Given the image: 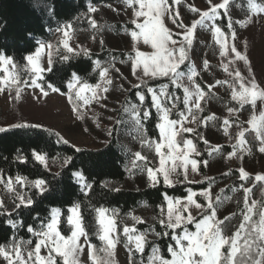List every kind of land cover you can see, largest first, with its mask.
<instances>
[{
	"label": "snow or ice",
	"instance_id": "1",
	"mask_svg": "<svg viewBox=\"0 0 264 264\" xmlns=\"http://www.w3.org/2000/svg\"><path fill=\"white\" fill-rule=\"evenodd\" d=\"M126 8L132 10L133 19L131 24L134 28L130 31L131 40L134 42V56H129L131 63V73L136 76L137 71L142 72V76H137L141 83H145L143 77L151 79L167 78L170 85L183 89V110L177 111V118L172 119V108L162 104L163 99L175 101L178 99L174 94L168 92L169 85H163L159 92L153 87H147V93L151 94V102L160 113L159 123L156 125L159 131V140H142V144L154 148L159 158L157 167H147L148 157L140 152L135 153L137 160L145 162V171L152 186L163 182L169 187L175 186L174 177H183L184 181H189V172L199 174L201 164L208 166V161H199L193 158V154L199 156L200 153L192 139H186L183 133H195L196 129L187 127L186 123H195L200 120L204 126H208L209 121H215L218 117L211 114L200 119L199 113L203 112L202 102L210 96L213 88L217 85L227 84L231 89V100L236 102L237 107H228L227 111L231 116H236V120L223 119V127L226 135L228 129L235 124L239 131L235 134L236 144L233 151L228 154V158L237 157L243 159V153H251L248 136L251 135L253 141L259 142L258 151L264 153V86L255 75L246 77L239 69L229 71V66H224V71L232 77L231 81L217 80L214 84H202L197 80L200 73L196 70L194 62H190L189 52L195 40L196 31L199 28L210 27L215 42L220 45L221 55L229 56L234 54L229 60V65L236 61H243L248 64L251 71V61L247 53L238 50L235 44L237 33L234 25L248 27L252 23V17L233 21L230 8L233 0H206L207 7L201 9L194 4H188V10L196 14L198 18L190 24H185L180 17L179 5L182 0H123ZM248 9L253 15L264 13V4L257 0H247ZM115 10V9H114ZM98 11L95 7H90L89 12ZM227 16L226 27L230 30L226 33L216 22ZM166 19L181 31L174 32L167 26ZM206 22H211L208 24ZM93 28L97 27L95 19L91 20ZM62 39L58 45L51 43H41L34 53L25 59L27 65L25 69L30 73V79H22L17 70L18 65L14 58L0 54V93L9 89L14 90L13 99L20 100L23 89L31 87L39 89L43 96L47 97L48 92L45 87L52 92H59L60 89L51 84L45 85L41 81L45 72L52 71V55L59 52V45L68 53L76 54L77 50L70 44L72 39V25H65L59 29ZM94 39V37H93ZM103 43V41H101ZM140 45L147 46L151 51L141 50ZM87 52V50H85ZM47 56V67L44 65V58ZM64 60H68V55H63ZM182 66L188 68L187 73L182 70ZM207 70L209 62L205 59L202 64ZM96 67L101 68L100 61H96ZM111 67L115 68L113 64ZM119 72V69H116ZM101 84H89L82 82L81 78L73 74L72 82L68 87L73 90L67 96L68 102L72 105V110L76 113L77 119H84V111L93 103L106 99V93L110 91L113 80L109 76V68L104 67L99 73ZM187 79L190 86L183 84ZM123 88V85L120 86ZM133 87L140 88V84ZM141 105L146 100L144 92L138 93ZM176 105L173 103L172 107ZM139 105H132L130 111L135 125L143 129L141 120L148 119L151 112L145 110L141 116ZM250 111V118L239 122L238 113L244 110ZM191 118V119H190ZM247 125L245 127L244 125ZM12 127L38 128L36 124H15ZM7 129L0 127V132ZM59 142L68 144L59 133H56ZM111 135V133H109ZM200 139L205 144L209 141L200 135ZM73 147H75L73 145ZM77 152L81 149L76 148ZM220 147L211 148L209 155L219 152ZM239 154V155H238ZM35 161L48 167L47 154L32 153ZM18 159H23L18 157ZM23 162H27L23 159ZM72 162V157L64 159V164ZM81 180L83 176L76 173ZM240 179L254 182L251 187L240 186L243 190V209L241 211L242 221L231 235H226V221L230 222L236 215L232 213L220 219L217 215V208L222 203L217 196L215 200L212 196L211 188H205L200 193L189 190V194L180 199L168 197L165 194L166 207H161L157 219L161 231H156L155 226H150L144 231L128 225H123L122 229L117 223L118 213L104 207L94 209L96 212V235L102 242L101 247L91 243L88 238L80 205L76 204L69 209L67 224L70 225V234L65 235L60 228L61 212L59 209L52 210L51 222L43 225L40 230L28 227L27 231L36 237L35 243L32 240L18 241L12 238L9 244H0V259L5 264H84L81 259L85 248L88 250L90 264H118L116 249L121 242V235L125 237L124 246L128 251V264H264V200L252 199L253 189L257 184L264 192V173H258L254 177L244 168L239 169ZM210 182H211V178ZM0 183L4 184L6 190L12 193L15 209L21 207L28 208L34 204V200L26 192L18 191L16 185L22 188L31 187L38 190L43 195L47 191V182L44 179L28 181L27 178L17 176L15 179L9 177L7 180L0 175ZM86 188L90 187L85 185ZM119 191V189H114ZM197 196L204 198L205 203L196 199ZM251 201V202H249ZM196 211V215L193 214ZM0 214L7 215L6 221L12 228L17 227V222L11 219L12 213L7 211L3 198H0ZM135 224H143L145 221L141 217H131ZM123 222L121 221V224ZM191 226V227H190ZM152 234L156 239H167L169 243L164 248L155 241L148 239ZM84 238L83 243L81 238ZM31 246V247H29ZM150 246V254L146 255V248Z\"/></svg>",
	"mask_w": 264,
	"mask_h": 264
},
{
	"label": "rangeland",
	"instance_id": "2",
	"mask_svg": "<svg viewBox=\"0 0 264 264\" xmlns=\"http://www.w3.org/2000/svg\"><path fill=\"white\" fill-rule=\"evenodd\" d=\"M38 1L41 2V0ZM169 3H171V0H169ZM188 4H194L201 9L207 7L206 0H182L181 5H179V12L185 24H190L194 19L198 18L196 14L188 10ZM95 8L98 11L95 13L91 12V20L95 19L97 27L93 28L91 25V28L88 30H75L72 28L73 32L70 44L77 50L76 53L86 52L85 50H87V53H100L103 50H108L123 55V57H111L106 62H100L101 70L104 67H108L109 76L113 80V84L109 86L110 91L105 94L107 98L93 103L86 110L82 109L85 113L84 119L79 120L76 113L72 110V105L68 102V95L51 91L45 97L39 89L25 87L21 99L15 100L13 99L15 95L14 90L9 89L4 93H0V127L10 130L16 128L12 127L15 124L41 125L38 128L59 133L60 136L69 141V145H74V148L93 151L104 149L114 142L125 156L126 172L128 174L126 183L120 189L141 190L155 187L159 183L152 186L145 171V162L137 160L135 153L140 152L142 155L148 157L147 167H157L159 158L154 148L142 144V140L158 141L159 139L154 140L149 138L144 126L143 129L138 128L135 125L131 112L125 111L126 108L130 109L134 104L139 105L141 108L139 99L138 103H133V101L128 99V95L136 89L133 87L134 85L140 84L141 86L143 84L137 79V76H142V72L137 71V75L134 76L131 73L130 67L132 61L129 59V56L135 55V44L129 34L134 28V25L131 24V20L133 19L132 10L126 8L123 2L100 5ZM230 12L233 21L247 19L249 16L252 17L253 22L248 27L242 28L239 24L234 25L237 33L235 40L236 47L238 50L247 53L251 61V71L248 64L243 61H236L234 64L229 65V60L233 58L234 54H230L229 56L221 55L220 45L215 42L210 27H198L194 43L189 52V62H186V64L190 67V62L195 63L196 70L200 73L199 78L205 84H214L217 80L231 81L232 77L223 70L224 66L228 65L229 71L239 69L246 77L254 74L256 79L264 86V13L253 15L248 9L247 0H233ZM225 19L227 21L228 17L225 16ZM166 23L174 32L181 31V29L175 28L167 19ZM206 23L211 24V22ZM140 47L143 51H151L147 46L140 45ZM205 59L209 62L207 70L202 66ZM46 61L47 56L44 58L45 67L48 66ZM113 64L115 68L111 67ZM116 69H119V72ZM182 70L187 73L188 68L182 66ZM143 80L146 83L153 79L143 77ZM101 83L102 81L100 80L99 84ZM183 84L190 86V82L186 78L183 80ZM121 85H123V88L120 87ZM159 89H157L158 92ZM180 89L183 91L182 88ZM72 92L73 90L70 89V93ZM173 103L176 105L174 108L172 107ZM204 103L207 104L208 116L215 114L218 119L209 121L207 127H204L198 120L195 123H186L187 127L196 129V132L183 133L182 135H196L199 126H201L203 137L209 141V144H205L202 140L208 154V166L206 168L208 178H211L209 187L211 188L213 199L215 200L219 196L222 201L217 208L218 217L223 219L232 213L236 214L230 222H225L227 225L225 234L231 235L242 221L241 211L243 209L244 193L240 186L243 184L245 187H251L254 182L251 179L249 181L241 180L239 169L241 167L244 168L252 177L258 173H264V153L258 151L259 142L253 141L251 135H249L248 146L251 148V153H243V159L237 157L228 158V154L233 151L232 146L236 144L235 134L239 129L233 124L228 129L229 135H226L224 132L223 119H237L236 116H231L227 111L228 107H237L236 102L231 100V89L228 88L227 84L217 85L213 88L211 95L206 98ZM162 104L172 109L177 107L176 100L163 99ZM154 109L158 116H160L157 109L155 107ZM200 114H198L199 117ZM237 115L239 122H243L250 118V111L246 108V110ZM244 126L247 127L246 124ZM214 146H219L220 151L209 155L211 148ZM197 157L193 154V158L196 159ZM47 169L53 170L49 161ZM174 179L176 180V185L178 177H174ZM188 180L193 181V184H197L202 182L203 179L200 173L195 174L190 171ZM77 181L82 188L86 189L85 185L87 183L84 178L81 180L77 176ZM16 188L18 191L24 192V188L19 185H16ZM260 194L262 195V199L258 198ZM0 198H3L7 211L13 212L15 209L13 204L14 197L12 193L6 190L2 183H0ZM252 199L257 201L264 200V192L261 191L259 184L253 189ZM164 207H166V204ZM193 214H197L195 210H193ZM132 216L143 218L145 221L143 224L147 226L155 221L152 210L145 205L122 219L123 225H135L136 228L138 225H142L135 224V221L131 218ZM148 239L153 240L155 237L149 234ZM83 240L84 238L82 237V243ZM116 258L118 264H128V251L121 242L116 249ZM81 259L84 264H90L87 248H85ZM0 264H5V262L0 259Z\"/></svg>",
	"mask_w": 264,
	"mask_h": 264
},
{
	"label": "trees",
	"instance_id": "3",
	"mask_svg": "<svg viewBox=\"0 0 264 264\" xmlns=\"http://www.w3.org/2000/svg\"><path fill=\"white\" fill-rule=\"evenodd\" d=\"M123 0H0V54L14 58L18 65V71L22 79L29 80L30 73L26 71V57L35 52L41 43L58 45L62 39L59 29L71 24L75 30H88L91 28L90 6L109 5L122 3ZM264 4V0H257ZM225 16L217 21V24L226 32ZM56 32V34H54ZM63 55L69 59L64 60ZM123 57L117 52L103 50L100 53H68L59 45V52L52 55V71L45 72L43 80L45 85L51 84L60 89L62 95H69V83L72 82L73 74L81 78L82 82L99 84L101 68L96 67V61L106 62L109 58ZM125 58V57H124ZM197 80L205 86V83L197 77ZM155 89L163 85H169L168 92L174 94L177 107L172 109L171 118H177V111L183 110V91L170 85L167 78L153 79L143 83L140 88L129 93L128 99L138 103V93L144 92L146 100L140 108L141 116L145 110L151 112L148 119H142L147 136L151 139H159V131L156 125L159 123V116L151 102V95L147 93L146 86ZM45 91L51 89L45 87ZM211 95V93H210ZM204 109L200 119L208 116L207 104L202 103ZM200 123V120H198ZM202 128L196 135H183L193 139L200 155L196 158L199 161L208 159L205 144L200 139ZM73 146L59 142L56 133L40 128L23 127L13 128L0 132V175L5 180L17 176L25 177L28 181L44 179L47 182V191L41 195L38 190L31 187L24 188V192L32 197L34 204L31 207L14 209L11 219L17 222V227L12 228L6 223L7 215L0 214V244H9L13 237L17 240H32L35 243L36 237L27 231L28 227L40 230L43 225L51 222L52 210L59 209L61 212L60 228L65 235L70 234V225L67 224L69 209L76 204L80 205L88 238L91 243L102 246V242L96 235L98 227L96 223V212L94 209L104 207L116 210L118 213L117 223L122 229L121 221L124 217L131 215L141 206L145 205L152 210L154 217L159 216L161 207L166 204L165 194L172 198H184L189 190L201 192L210 186L207 168L200 166L202 182L193 184L178 177L175 186L169 187L162 180L155 187H148L141 190L120 189L128 178L126 172V160L119 146L112 142L106 148L93 151L81 149L77 152ZM41 152L47 154L52 169L49 170L39 162L35 161L32 153ZM72 157V162L64 164L67 157ZM27 162H23V159ZM76 173H80L87 185L84 189L77 181ZM119 191H114V189ZM262 199V195H258ZM201 203H205L201 196L196 197ZM155 226L156 231H161L157 219L151 225H138L140 231ZM191 227V226H190ZM150 240V239H149ZM125 237L121 235V244L124 246ZM162 248L169 241L167 239H153ZM150 246L146 248V255L150 254Z\"/></svg>",
	"mask_w": 264,
	"mask_h": 264
}]
</instances>
